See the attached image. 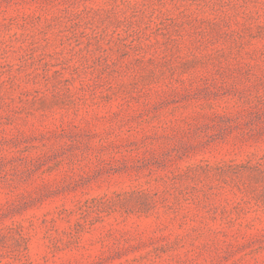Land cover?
I'll use <instances>...</instances> for the list:
<instances>
[{
    "label": "rangeland",
    "instance_id": "rangeland-1",
    "mask_svg": "<svg viewBox=\"0 0 264 264\" xmlns=\"http://www.w3.org/2000/svg\"><path fill=\"white\" fill-rule=\"evenodd\" d=\"M0 264H264V0H0Z\"/></svg>",
    "mask_w": 264,
    "mask_h": 264
}]
</instances>
